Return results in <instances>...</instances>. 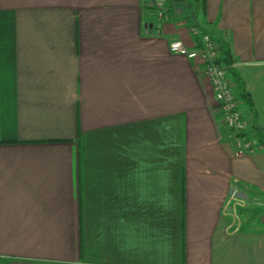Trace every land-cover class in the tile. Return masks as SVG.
Returning <instances> with one entry per match:
<instances>
[{
  "label": "crops",
  "instance_id": "0c3cea01",
  "mask_svg": "<svg viewBox=\"0 0 264 264\" xmlns=\"http://www.w3.org/2000/svg\"><path fill=\"white\" fill-rule=\"evenodd\" d=\"M145 4L0 0V264H264V0ZM201 33L255 153L170 49Z\"/></svg>",
  "mask_w": 264,
  "mask_h": 264
},
{
  "label": "built area",
  "instance_id": "2783aa9c",
  "mask_svg": "<svg viewBox=\"0 0 264 264\" xmlns=\"http://www.w3.org/2000/svg\"><path fill=\"white\" fill-rule=\"evenodd\" d=\"M148 5L155 9L156 16L161 18L166 13L167 0H145ZM152 25L145 23V29L148 31ZM194 34L198 31L194 28ZM201 46L199 48L190 49L179 40L172 41L170 49L173 53L184 55L190 59H198L202 62L204 73L209 78L215 100L221 112V120L223 124L230 130L232 137L237 142L236 149L241 154L255 153L261 146L255 145L247 136L249 129L248 119L241 113L238 102L236 101L231 80L224 66L218 62L219 48L215 41L206 33L199 34Z\"/></svg>",
  "mask_w": 264,
  "mask_h": 264
},
{
  "label": "trees",
  "instance_id": "16d2710c",
  "mask_svg": "<svg viewBox=\"0 0 264 264\" xmlns=\"http://www.w3.org/2000/svg\"><path fill=\"white\" fill-rule=\"evenodd\" d=\"M169 9H170V11L173 12V6H171ZM218 48L220 50L218 62H220L224 66L228 75L235 77L236 74H235L234 70L231 68V57H230L229 51L225 48H222V47L221 48L218 47ZM235 80H236V83L238 82L239 86H241V83H240L239 78L237 76H236ZM241 96H243V95L241 94Z\"/></svg>",
  "mask_w": 264,
  "mask_h": 264
},
{
  "label": "rangeland",
  "instance_id": "374dc122",
  "mask_svg": "<svg viewBox=\"0 0 264 264\" xmlns=\"http://www.w3.org/2000/svg\"><path fill=\"white\" fill-rule=\"evenodd\" d=\"M145 7L148 9V13L149 12H151L152 13V15H155L156 14V12H154L155 11V9L153 8V6L151 5V7L148 5V1H147V3L145 4ZM171 7V5L170 4H167L166 5V13H163L164 14V16H167V14H168V12H170V8ZM172 12V11H171ZM164 16H162V17H164ZM232 86V85H231ZM233 89V88H232ZM233 93H235L234 91H233ZM235 95V94H234ZM235 98H236V101L238 102V98L236 97V95H235ZM238 107H239V102H238ZM240 109V108H239ZM240 111H241V109H240ZM242 113V112H241ZM243 114V113H242ZM250 124V123H249ZM225 126V125H224ZM226 127V126H225ZM227 128V127H226ZM228 129V128H227ZM248 131H249V129L247 130V136H248ZM228 137H230V139H231V142H232V146H233V152H234V154L236 155V156H241V155H246L247 153H245V152H243V153H239L238 152V150L236 149V147H237V142H236V140H234V137H232V133H230V130L228 129ZM249 137V136H248ZM251 141H252V139H251ZM254 141V140H253ZM252 141V142H253ZM257 143V142H256ZM258 146H260V145H258Z\"/></svg>",
  "mask_w": 264,
  "mask_h": 264
},
{
  "label": "water",
  "instance_id": "95a60500",
  "mask_svg": "<svg viewBox=\"0 0 264 264\" xmlns=\"http://www.w3.org/2000/svg\"><path fill=\"white\" fill-rule=\"evenodd\" d=\"M172 1H173V10L177 12L179 8V2L182 0H172Z\"/></svg>",
  "mask_w": 264,
  "mask_h": 264
}]
</instances>
